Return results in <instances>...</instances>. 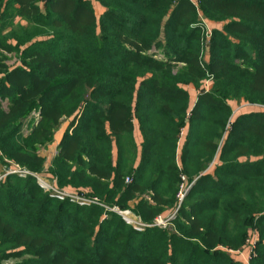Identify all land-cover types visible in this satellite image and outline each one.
Instances as JSON below:
<instances>
[{
    "label": "trees",
    "instance_id": "obj_1",
    "mask_svg": "<svg viewBox=\"0 0 264 264\" xmlns=\"http://www.w3.org/2000/svg\"><path fill=\"white\" fill-rule=\"evenodd\" d=\"M38 2L0 0V264H264V0Z\"/></svg>",
    "mask_w": 264,
    "mask_h": 264
},
{
    "label": "built area",
    "instance_id": "obj_2",
    "mask_svg": "<svg viewBox=\"0 0 264 264\" xmlns=\"http://www.w3.org/2000/svg\"><path fill=\"white\" fill-rule=\"evenodd\" d=\"M49 1L50 0H39L38 5H40L41 7H44L46 5V3H48ZM204 23L207 27V32H206V40L203 43L202 60L207 59V52L209 50V42H210V38L212 35L210 25H208L206 22H204ZM212 83H213L212 78H209L208 80L205 81L204 86H203V89L205 92H209V90L212 87ZM9 174H19L20 176H27V175H30L31 173L26 171V170L21 169L19 166H15V167H12L8 170L6 175H9ZM4 176H2V178ZM34 176H36V175H34ZM36 177L38 178L39 184L45 189V191L50 193L52 197L57 198L58 200L70 199L71 201L76 202V203L81 204V205H88L91 203H97L98 202L97 199H90V198H87V197L80 195L78 193H74V192H71L69 190L60 189L56 185V182L54 180H48L44 176H36ZM130 181L131 180L129 178L126 180L127 183H129ZM183 187L184 186H182V188ZM179 196H180V199H183V197L185 196V193L183 194L181 191ZM120 214L124 217V219L128 223L134 224L135 226H137V228H143L144 227L141 223H138V222H135L134 220H132L130 218L131 215L128 211L120 212ZM166 222H167V220H163L162 218H159L157 221V224L166 226ZM145 227H146V225H145ZM253 236H255L254 240L249 238V240L247 241L248 245H247V251L246 252H245V250H243V251L229 250V253L232 255H237V256L240 255L242 260L244 261V263L249 264V261L252 257L251 254L254 253V249H255L256 243L258 241L255 233L253 234ZM243 252L246 253L245 257L242 254Z\"/></svg>",
    "mask_w": 264,
    "mask_h": 264
},
{
    "label": "crops",
    "instance_id": "obj_3",
    "mask_svg": "<svg viewBox=\"0 0 264 264\" xmlns=\"http://www.w3.org/2000/svg\"><path fill=\"white\" fill-rule=\"evenodd\" d=\"M100 10V9H99ZM190 94H191V100L193 102V104L195 103V101L197 100V97H198V92L190 87ZM194 100V101H193ZM69 123L70 121L69 120H66L62 125L61 127L56 131V134H55V140H54V143L52 145H50L48 148L46 149H43L41 150L40 154L41 156L43 157H46L47 158V165L50 166L51 165V162L52 160L54 159V157L57 155L58 153V146L64 136V133L66 131V129L68 128L69 126ZM136 140H137V143L140 144V136H139V132L138 130H136ZM52 151V152H51ZM50 153V154H49Z\"/></svg>",
    "mask_w": 264,
    "mask_h": 264
},
{
    "label": "rangeland",
    "instance_id": "obj_4",
    "mask_svg": "<svg viewBox=\"0 0 264 264\" xmlns=\"http://www.w3.org/2000/svg\"><path fill=\"white\" fill-rule=\"evenodd\" d=\"M102 10H99L98 9V13H101ZM194 101V100H193ZM196 102V101H195ZM195 104V103H194ZM193 102L191 101V105H194ZM234 107H235V114L239 111L241 112H246V111H252V110H256L257 107H254V106H251V105H248V104H245V103H235L234 104ZM52 152V151H51ZM50 154V153H49ZM8 172V170H6L5 168H3L2 166H0V180H2V176L6 175ZM188 190V187L185 185L183 188L181 186V191L182 193L184 194L186 191ZM184 198V197H183ZM133 204V202L131 203ZM130 218L132 220H134L135 222H138V220L133 216L131 215ZM163 219V218H162ZM164 220V219H163ZM138 223H141V222H138ZM142 224V223H141ZM144 227H145V224H142ZM159 226H164V225H159ZM254 232L252 231V234H251V237L250 239H253L255 238V236H253ZM258 240V239H257ZM251 241V240H250ZM247 251V249H246ZM244 255V257L246 256V253L243 252L242 253ZM252 256L254 255V253L251 254ZM238 257H241L240 255H238ZM4 264H10L9 262H6Z\"/></svg>",
    "mask_w": 264,
    "mask_h": 264
}]
</instances>
